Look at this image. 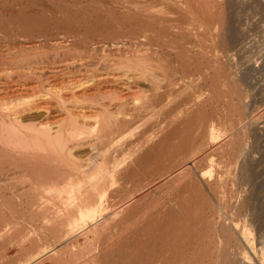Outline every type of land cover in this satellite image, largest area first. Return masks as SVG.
<instances>
[{"label":"bare ground","instance_id":"bare-ground-1","mask_svg":"<svg viewBox=\"0 0 264 264\" xmlns=\"http://www.w3.org/2000/svg\"><path fill=\"white\" fill-rule=\"evenodd\" d=\"M14 1L18 5H16L18 10L15 11L16 13L14 12L15 14L8 10L9 14L6 15V12H1L3 8L0 10V39L2 37L18 38L22 34L21 37L25 35L26 40H28L16 44L13 42L12 49L8 45L0 49V250L2 248L4 251L7 245L14 243L17 247L15 261H18V264H105L109 250L112 253L117 251L116 257L119 256L120 260L124 257V261L126 260L128 264H138L136 259L140 261V257L144 253L137 248L139 237L138 234L133 233V230L129 242L132 243V246L128 248V251L125 250V253L122 254L119 249H110V244L112 248L121 249L124 225L131 222L130 219H127L130 215L126 213L128 209H136L137 205L134 200L128 204L125 203L124 198L127 193L130 195L132 191L129 190L130 188L124 189L126 185L124 181L135 174L138 166L145 158L148 160L144 161H150L155 151L157 155L159 152L157 150L163 147L171 136L173 137L171 130L174 127L170 130L169 125L167 127L165 122L166 129L159 128L158 133L154 130L155 133L143 136L137 144L127 149L131 144L129 135L133 131H130L129 134L127 132L130 129L134 130L137 126L136 123L134 125L129 124L131 122L125 117L128 114L123 111L124 105L118 102L123 100L121 98L130 95L135 104L132 109L134 114L138 115L143 107L150 109L153 115L163 110L167 112L168 104L164 103L166 101H164L163 94H155L156 92L153 91L159 86L170 85L179 81L178 76H176L177 73L171 72L173 64L171 52H173L172 55L175 54L173 58H175L174 62L177 65H180V62L182 64L183 61H187L189 64L191 60L195 62L199 56L197 53L193 54V51L191 53L189 46L187 48L184 43H180L182 41L178 43L177 38H182L178 36L189 34L193 37L199 36L204 40V36L208 35L206 34L208 28L203 30L202 27L207 23L206 27L211 28L215 22V33L208 32L209 37H214V40L217 39L215 44L218 42L219 45V42H223L224 46H229L232 42L231 38L227 37L228 39H226V36H229L227 31L228 26H230L228 23L229 15L226 11L227 2L226 0H27L31 5L38 6L37 9L40 8L39 11L30 12L26 11L30 4L26 8L22 0ZM7 4L8 2H6ZM10 5L12 6L9 3L8 6ZM3 32H7V34L4 35ZM12 32L13 35L10 37ZM59 35H61V41L56 40L60 38ZM98 36L107 41H116L108 48V45H100L95 41ZM123 40L127 41L128 44L122 43ZM79 42L83 43V48L76 46V43ZM156 44V47L153 46ZM161 47L162 51L158 52L160 49H157ZM94 52L98 55L96 60L91 57V53ZM110 56L114 58H109ZM210 57L211 60L204 57L203 59L209 63L219 59L212 60V56ZM200 62L201 60L198 63ZM217 62L220 61L216 60ZM100 63L104 70L107 69L109 72L111 70L114 73L103 74V71L101 74H97L98 71L95 72L94 69V74L90 65L94 67ZM198 63L194 64L195 67L197 66L195 68L196 82L208 81L210 94L208 97L206 95V101L202 100L201 103L199 101V103L191 105L190 108L186 107L187 109L179 110L177 114L180 115V122L177 121L178 117L173 118L179 123L175 126V132L173 130L178 141L175 142L176 144L173 142L176 146L175 153L171 150L173 154H169L167 150L168 154L166 155L169 163L174 159L183 162L190 158L195 151V147L194 151L191 149L194 143L198 144L196 152L205 150L212 141L211 139L216 136L214 134V120H211L212 122L205 120L202 115L198 117L196 115L198 109L195 110V108L206 104L207 101L216 100L217 102L220 100L225 102L224 107L232 113L238 109L244 108L246 110L249 107L244 100L246 92L238 86L237 80L230 73L231 70L226 67V62L223 63L226 64V69L221 75L226 90L219 89V86L215 85V79L220 78L218 76L220 72H216L219 71L217 68H214L216 71L213 72L212 76L206 71V68L213 71L208 67L215 62L210 63L205 68L206 64L205 69L200 67L204 64L198 65ZM189 73L185 77H190ZM191 79L187 80L190 81ZM141 81L147 83L150 90V94L145 93L144 97L140 95L142 90L138 85ZM186 91L188 90L183 84L178 91L169 90L166 96L169 95L173 100H177ZM191 94L192 92L186 93V98L194 97ZM157 100V105L153 104ZM188 100L187 102H190ZM193 101L195 102V100ZM113 102L114 105L110 107ZM145 103L150 106L145 105ZM136 104L140 105L137 106ZM241 110L240 113H242ZM247 110L249 111V109ZM193 116L197 117L194 118ZM169 119L173 120L172 117ZM192 119H195L193 123ZM239 119L237 121L236 117L235 125L241 126L243 122L239 121L243 119ZM171 121L169 122L171 123ZM192 125L195 129L190 133ZM170 126L173 125L170 124ZM244 126L246 127V123ZM189 135L193 137V140L188 144L190 146L187 148V150L191 149L190 152L183 151L174 155L176 149L181 150L184 147V141ZM227 142L229 140L218 144L219 146L214 148L216 152L226 149L228 151ZM235 148H238L235 151L240 156L246 152L243 144H239ZM151 152L153 155L148 157ZM190 153L192 154L190 155ZM201 161L202 159H198L196 164H200ZM238 163L235 162V165H232V181L240 180L243 182L242 178H244L249 182L251 180V164L249 163L250 166L247 165L246 161ZM195 167L197 166H194V169L188 167L184 169L183 175L185 172L188 174L183 176L185 179L183 190L192 194L193 191H197V194L204 193V196L206 191L204 187L202 188V183L200 184L198 168ZM239 170L241 173L238 176ZM204 186L208 191L211 188L209 183ZM164 198L167 199V196ZM193 198H196L195 195L190 194L182 198H169L170 200L167 201H172V203L166 209L170 212L167 211V214L176 217L173 216L175 219L169 225L166 222L165 228L162 218L152 221L153 223L156 221V223L152 224L151 222L150 230L144 235L145 240L148 241H146L147 244L151 245L157 237L161 239L162 237H169L173 242L169 245L168 253H173V249L179 245L178 242L180 244L185 243L186 237H192L191 239L195 237L193 233L196 230L193 225L194 219H190L192 216L195 218L196 214L199 218L196 215L197 219H195L200 224L205 223L203 225L209 227L213 220L208 219L207 215L197 213V208L194 209L193 207L196 205L193 203L195 201ZM212 202L215 203L216 207L221 208L222 203L220 201L213 200ZM210 209H213V206ZM19 211L21 214L24 212V215L27 213L30 214L29 216L33 215L34 218L38 215L41 217V219L38 217L41 222H37L38 218L34 222L32 217L29 222L24 219L26 217L22 220L19 218L11 219L10 215ZM182 215H190V219H187L189 221L182 219ZM243 224L242 229L237 231L239 236L236 237V235L235 237L236 239L240 238L242 243L245 242L244 244L249 245L252 240L250 229H248L245 220ZM200 227L202 226L200 225ZM182 228H185L187 232ZM40 229L46 231L41 232ZM191 229L193 230L191 231ZM215 229L221 232L223 236L225 232H229L230 228L228 229L227 225L218 221ZM76 230L79 232L71 233ZM181 230L190 233L184 237L185 234L181 235ZM197 233L199 232L197 231ZM197 233L196 236L201 234L197 235ZM78 234L82 235V241L78 239ZM180 236L184 238V241L180 239ZM231 236H227L228 239ZM200 237L203 239L202 234L199 235ZM224 237L226 239V236ZM176 240H178L177 243ZM226 242L222 240L219 249L217 248L220 251V254H217L219 256L218 261L220 264H238L240 257L236 258V252L235 257L228 255L227 251L225 252V249L228 250ZM237 242L234 245H237ZM205 243L203 244L205 245ZM205 246L207 247V245ZM205 246L201 248L204 250V252L201 251L203 252L201 255L210 252ZM260 247L262 246L260 245ZM214 251H216L215 248L209 254L216 253ZM176 252L174 253L176 254ZM4 254L5 252H0V264H14L12 261L14 259L11 260V263L9 256ZM260 254L262 255V253ZM190 256L188 255V258L186 256L187 259H180L177 264H202L200 262L202 260H197L199 256L196 258ZM260 264H264L263 259H261Z\"/></svg>","mask_w":264,"mask_h":264},{"label":"rangeland","instance_id":"rangeland-1","mask_svg":"<svg viewBox=\"0 0 264 264\" xmlns=\"http://www.w3.org/2000/svg\"><path fill=\"white\" fill-rule=\"evenodd\" d=\"M0 1H2V0H0ZM229 1L230 0H228V1L226 0V2L228 4V5L226 4V7H227L226 11H227V13L229 15V19H230V20L228 19L229 20L228 23L230 24V26H228L229 29L227 31L228 32L227 34L229 36H226V39H228L227 37L231 38V42H232L231 44L233 46L230 44L231 46L225 45L226 46L225 47L223 42L222 43L219 42V45L217 44L218 43L217 42L216 43L217 45H216L214 42H216L217 39L214 40L215 39L214 37H209L210 35L208 32L215 33V22H213L214 25L212 23H210L211 26L213 25L211 28L209 26L206 27L207 23H205L204 27H202L203 30H205L204 28H208V31L206 32V34H208V35L204 36V40L201 39L199 36L193 37L189 34L187 36L185 34L187 39L185 36H178L179 38L182 37V38H180L182 40L177 38L176 41L179 40L178 43L180 41H182L180 43H184L185 46H187V48L189 46L190 52L191 51L194 52V53L193 52H191V53H193V54L197 53L199 56L196 54L198 56V60H196L195 62L192 60H191V62L189 61L190 64L193 63L192 65L187 63V61L186 62L183 61L184 62V63L182 62L183 65L181 64V62H180V65L179 64L177 65L176 62H174L175 58H173V57H175V54L172 55L173 52H171L172 61H171V59H170V61L173 63L171 72L172 73L175 72L174 74L177 73L176 76H178L179 81H177L173 84H170V85L165 84L164 86H159L160 88L157 87L153 91V92H156L155 94H163V98H165L164 101H166L164 103L168 104V111L167 112L163 110L162 112H158L155 115H153L150 112L151 110L147 109V107L145 106L146 108H144V107L141 108V111L139 113L140 115L134 114L132 109L135 107V104H134L133 99L130 95L121 98L123 100L121 102H118V103H121L122 105H124L123 111L127 112V114H128V115H125V117L127 118L128 121L131 122L129 124L134 125L136 123V126H137L134 130L130 129L129 132H127V134H129L130 131H133L129 135V137H130L129 142L131 144L127 147V149H130L132 146L137 144L139 142V140L142 139L143 136L148 135L150 133H152V134L155 132L158 133L160 131V129H166L165 128L166 125H167V127L169 125V129L170 128L173 129V127H174L173 130L175 132V129H176L175 126H177L178 122H176L174 119L178 117L177 121L180 122V120H179L180 115L177 114V112L181 109H187L186 107L190 108L191 105L193 106V104H196L197 102L199 103V101H200V103L202 100L206 101L208 95L210 94V91L208 90V88H209L208 84H210V83L208 81L204 82V83L203 82L197 83L198 81L196 82V79H197L196 75L197 74L195 73V68L197 66L195 67V65L199 62V60H201V62H200L201 64L198 63V65L204 64L203 66H200L201 68L202 67L204 68V66L206 64L207 65L205 66V68L210 63H213V62L216 63V60L221 62V63L217 62L216 63L217 65L214 63L212 65H215V66L210 65V67H208L210 69H213V71L207 70V68H206L207 73H209L211 76L214 74L213 72L216 71V70L214 71V68L215 69L217 68V70H219L216 72H220L219 75L217 73V75L220 77L219 79L218 78L217 79H218V82L219 81L220 82L218 83L217 79H215V81H216L215 85L217 84V86H219V89H222V88L225 89V87H226L224 85L223 79L221 78L223 71L226 69V67L228 68V70H231L230 73L232 74V77H234L237 80L236 83H238V86L240 88L244 89V92H246L245 93L246 98H244V100L249 105V107L247 108V109H249V111L247 109L245 110L243 108L242 110L238 109V111H236L235 113H232V112H230L229 109L225 108L224 107L225 102H221L222 100H220L218 102H217V100L216 101H207L206 104L204 103L201 106H199V108L198 107L195 108V110L198 109V111L196 112V115L198 117L202 115V117L205 118V120H210V121L214 120V122H213V124L215 123L214 134H216V136H214L211 139L212 141L210 142L208 147L205 148V150H199L198 152H196L198 150L196 147V146H198V144L194 143L196 145L193 144L191 149H192V151L195 150L194 151L195 154L191 151L193 154L190 153V155L192 154L190 156V158L187 157L188 159L184 160L183 162H179L178 160L175 161V159H174V161L170 162V163H172L171 164L172 166H171L166 154H168V152H169V154H173V152L175 153V151H174L176 148L175 142H177L178 140L176 138L177 136L174 135L175 133L173 132V130L170 129L172 131L171 133H172L173 137L171 136L168 139V141L165 142L163 147H160V149L157 150V151H159L157 153V155H156V151H155L154 155H153V152H151L150 153L151 155H148V157L153 155L151 157L150 161H144L146 159L148 160V158H145L143 160L144 162L142 161L141 165L138 166V170H136L135 174L132 175L131 178H128L126 181H124L126 184L124 186V189L126 190V189L130 188L129 190L132 191V193H130V195H129V193H127L126 197L124 198L126 200L125 203L128 204L129 202H131V200H134V203H136L137 205L135 204L136 209L131 208L134 211H132L131 209L130 210L128 209V211L126 213L127 215H130L127 219H130L131 222L129 223L126 219V221L129 224L126 222L127 224L125 223L126 225H124V228H123L124 229L123 230V241H121V249L117 248V247L112 248L111 244H110V249H113V250L119 249V251H122V254L125 253L124 252L125 250L128 251V248L129 247L131 248V246H132V243L130 244L129 242L131 241L130 236L133 235V234H131L132 230H133V233L138 234V237H139V239H137L138 240L137 241V244H138L137 248H139V250H141L142 253H144L143 256L140 257V259H141L140 261L138 259H136V261L139 262L138 264H140L141 261H142L141 264L142 263L143 264H161L163 262L165 264H174V263L177 264V261L179 262L180 259L181 260L187 259L188 255H191L190 257L193 256L192 258H196L198 256H199V258L202 257V259L197 258V260H199V261L202 260V261H200L202 264H220V262L218 261L219 256H217V254L218 255L220 254L218 247L220 245V242H222V240L225 242L227 240L226 247L228 248V250L225 249V252L227 251L226 253L227 254L229 253L228 255H230V256L234 255V257L237 255L236 258L240 257V258H238L239 259L238 264H242V263L243 264H249V263L250 264H260L261 259H263V261H264V256H263L264 255L263 254L264 253V56H263L264 55V0H234V1L232 0L230 2ZM6 2H8V4L9 3L12 4V6L10 5L11 6L10 7V6H8V4L6 5ZM22 3H24L23 5H24V7L26 6V8H27V5L30 4L29 7L27 8L28 10H26V8H25L26 11L34 12V10L39 11V9H40V8L37 9L38 6L36 7L34 4L33 5L35 7L33 5H31V3L27 2V0H22ZM16 5L17 4L14 0H8L5 2L2 1V2H0V6H1L0 10L3 8L1 10V12H4V13L6 12L5 13L6 15L9 14V12H11V13L13 12V14H15L16 13L15 11L18 10L17 9L18 5L17 6ZM230 9H231V11H230ZM8 10H10V11L8 12ZM232 15H233V17H232ZM187 25H190V24H187ZM230 27H232V28H230ZM209 29H211V30H209ZM213 29H214V31H213ZM3 34L5 35V34H7V32H3ZM12 35H13V32L10 33V37ZM21 35L22 34H20L18 38H16V37L12 38L11 37L10 39L8 37L7 38L2 37V39H0V49H3V47L5 45H8V47H10V49H12V46L14 44L13 42H15V44L20 43V42L21 43L26 42L28 39L26 40L25 35H23L22 37H21ZM59 37L60 38L56 39V40L61 41V35H59ZM99 37L100 36L96 37L95 41H97V43L100 45L101 44H104L105 46L108 45L107 46L108 48L113 42L116 41V40H113V42H112V40L107 41V40H104L102 37H100V38ZM171 37L174 38V36H171ZM192 37H193V39H192ZM197 37H199V38L196 39ZM198 40H200L199 41L200 44L198 43ZM201 40H203V41L201 42ZM51 41H53V39H51ZM122 43L128 44V42L125 40H123ZM213 43L215 44V46ZM199 45H201V46H199ZM76 46L77 47L81 46L83 48V43H81V42L76 43ZM153 46L156 47L157 44L153 45ZM205 47H206V49H205ZM230 47H232L233 49H231ZM207 49H209V50H207ZM157 50H159L158 52H161L162 47L158 48ZM200 56H201V58H200ZM202 56L204 58H206L207 60H211L210 56H212V58H213L212 60H214L215 58H219V59H216L213 62L211 61L209 63V61H207L206 59H203ZM91 57L93 60L94 59L96 60V58H98V55L94 52V53H91ZM111 57L114 58L113 56H110L109 58H111ZM257 57H258V59H256ZM225 62L227 64V65L225 64L226 67L223 64ZM218 64H221V65L218 66ZM99 65H101V66H99ZM174 65H176L175 66L176 69H175ZM184 66H185V68H184ZM90 67H92V72L94 71V69L96 70L95 72L98 71L97 74L98 73L101 74V72H103V71H104L103 74L114 73V71H111V70H110V72H109V70L107 71V69L104 70V67L101 63L94 66L96 68H94L91 65H90ZM90 67H87V68L90 69ZM185 69H186L187 73L185 72ZM181 70H182V72L184 71L183 75H182ZM189 72H191V73H189ZM192 72H193L195 78H194ZM188 73H189L190 77L186 76V77H188V78H186L185 75L186 74L188 75ZM187 79L188 80L191 79V80L188 81ZM192 82H193V84H192ZM182 83L184 84V86L186 87V89L189 92L186 91L184 94H181V96H179L177 98V100L175 99L176 101L173 100L171 97H169V95L166 96V94L169 90L178 91L181 88V86L183 85ZM138 85H139V88L142 90L140 92V95H142V97H144L146 95L145 93L150 94V92H149L150 90H149L147 83H144L143 81H141V83H139ZM164 89H166V90H164ZM191 92L194 95V97L190 96L188 98L189 99L188 100L186 98L187 97L186 93H191ZM206 95H207V97H206ZM155 98H156V96H155ZM192 98H193V100H195V102L192 100ZM187 100L190 102H187ZM147 102L149 103V101H147ZM118 103H117V105H118ZM157 103H158V100L156 103L154 102L153 104L157 105ZM113 105H114V102L111 104L110 107H112ZM136 105L138 106L140 104H136ZM145 105L150 106L146 103H145ZM112 109H115V108H112ZM148 110H149V112H147ZM240 110L242 111V113H240ZM197 116H193V117L195 118ZM240 116L246 122L241 120ZM171 117H172V119L174 118L172 120L173 124H172V121L169 119ZM202 117H200V118L203 119ZM236 117H237V121L240 118L239 120H241V121H239V122H241V123L243 122L241 124V126L239 124H236L237 126L235 125ZM244 117H245V119H244ZM200 118H197V119H200ZM193 120H195V119H192V123H193ZM169 121H171V123ZM210 121H208V122H210ZM165 122H166V125H165ZM168 122L173 126H170V124ZM244 122L246 123V127L244 126V124H245ZM242 125L244 126V128ZM156 129H157V131H156ZM194 129H195V127L192 125L190 127V133ZM154 130H155V132H154ZM170 139H171V141H170ZM191 140H193L192 135L187 136V138L184 141V147L181 148V150L176 149L178 152L176 151V154H174V155H177V153H182L183 151H186V152L188 151V153H189L191 149L187 150V148L190 146L188 144ZM228 140H229V142H227L228 143V147H227L228 151L226 149L225 151H218L217 150V152H216V150L214 148L217 147L218 144L220 145L224 141H228ZM244 142H245V144H244ZM239 144H243V146L245 147L244 150L246 149L245 150L246 152L243 153L244 155L241 154L242 157L240 156V154H238V152H236L238 148H235ZM194 147H195V149H194ZM167 150H168V152H167ZM171 150L173 151L172 153H171ZM247 150H248V152H247ZM164 151H166V152H164ZM183 154L185 155V153H183ZM157 156H158V158H157ZM163 157L165 160L163 159ZM198 159H202L200 164L199 163L196 164ZM230 161H232V162H230ZM243 161H246V163H248L247 165H249V163L251 164V166L249 165L250 170H251V172H250L251 180L249 182H247L246 179L242 178V180H244L243 182H241L240 180L237 181L238 183L234 182V181H232V177H231L232 165H235V162L241 163ZM230 163H234V164H230ZM229 165H231V166H229ZM168 166H171V167H168ZM194 166H197L195 168H198V170H197L198 171V179L200 181V184L202 183V185H201L202 188L204 187V190L206 191V192L204 191L206 193L205 195L208 196L209 198H207L205 195H204L205 196L204 197L203 196L204 193L203 194L202 193L197 194V191L196 192L193 191V194H192L191 192L189 193V192H186L183 190V187H184L183 182H185L184 177L188 174L187 172H185L184 175L186 173L187 174L185 176L183 175L184 169H186L187 167L190 169L191 168L194 169ZM165 168H166V170H165ZM227 169H228V171H227ZM240 173H241V171L239 170L238 176L240 175ZM245 181H246V183H245ZM206 182L210 184L211 188L209 191L205 189L204 185L207 184ZM237 188H238V190H237ZM133 190H134V192H133ZM188 194L193 195V196L195 195V197H196L195 199L193 198L195 201L193 199L192 200L194 201L193 203L196 204L195 205L196 207L195 206H193V207H194V209L197 208V213L198 214L200 213L201 215H207L209 217L208 218L206 216L208 219L213 220V221H211L212 222V224L210 225L211 227L210 226L206 227L205 225H203L205 223L200 224L199 221L196 220L197 217L199 218V216L197 214H196L197 217L195 215L196 219L192 215H191L192 216L191 219H190V215L189 216L182 215L183 218L182 217L181 218L184 220L185 219L186 220L187 219H190V220L194 219L193 220L194 222L193 221L192 222L194 225V229H196V230H195V232L193 231V233L195 234V237H193V239H195L197 237L195 239L196 241L191 239L192 237L191 238L186 237V239H189V240H187L188 243H190V242L191 243L188 244L186 239H185V243H186L185 244L183 242L184 238H182V236H180V239L183 240L182 242L184 244L183 243L180 244V242H178V240L175 241L176 243L177 242L179 243L177 248H175L176 247L175 246L174 247L175 249H173L174 252L177 251L176 254L174 252L168 253L169 252V245L173 242V241L171 242V239L169 237L168 238L162 237V239L157 237L158 239L155 238L151 245L147 244L148 241L145 240L144 235L146 234L147 231L150 230V223L152 221H154V220L157 221V220L162 218L163 222L165 223V224H163V227L165 228L166 225L167 224L169 225L170 222H172L176 217L175 215H173V216H175V217H173L172 215L167 214L168 210H166V209H168V206H171V203H172V201H167V200H170L169 198H174V197L182 198ZM166 196H167V199L164 198ZM208 200H210V201L208 202ZM213 200H215L216 202L220 201L222 203L221 204L222 209L216 207L215 203L212 202ZM167 202H169L170 205H169V203L167 204ZM246 204H247V206H246ZM209 205H212L213 209H210V208H212V206H209ZM165 206H167V207H165ZM163 207H165V208H163ZM18 213H14V215L11 214L10 215L11 219L12 218L13 219L19 218L22 220L24 217H26L24 219L29 222V221H31L30 220L31 217H32V219L34 218L33 215L29 216L30 214H28V213L27 214L25 213L26 215H24V212H22L23 216H22L21 212L19 213V215H18ZM168 213H170V212L168 211ZM38 217L41 219V217L37 215V216H35L33 221L36 222L35 220ZM28 218H29V220H28ZM131 218H132V220H131ZM38 219H37V222L38 221L41 222L40 219L39 220ZM244 220L246 221V225H247L248 229H250L249 232H250V236L252 238L249 245L244 244L245 242L242 243L243 241H241L240 238L236 239V237L239 236L238 235L239 232L237 234V231H240L242 229V227L244 225L243 224ZM133 221H134V223H133ZM156 221L154 223H156ZM168 221H169V223H168ZM187 221H189V220H187ZM218 221L227 225L228 229L230 228L229 232H225L224 234L222 232L223 236L221 235V232H218V230L215 229V225ZM136 222H137V224H135ZM166 222H167V224H166ZM154 223L152 222V224H154ZM152 224H151V226H153ZM134 225H135V227L133 228ZM137 225H138V227H137ZM193 225H192V227H193ZM200 225L202 227H200ZM230 226H233L234 228L230 227ZM197 228H198V230H197ZM137 229H138V231H137ZM182 229H185V228H182ZM228 229H227V231H228ZM192 230L193 229H191V231ZM39 231L45 232L46 230L40 229ZM77 231L78 230L72 231L71 233L74 234V233H77ZM197 231L202 234L203 239H201L202 237L199 238V235H201V234L197 233ZM203 231H205V232H203ZM180 232H181V235L185 234V235H183L184 237L186 235H188V233H190V232L185 233V232H187L186 229H185V232H184V230H181ZM231 232H232L233 236H231L232 235ZM196 233H197V235L198 234L199 235L196 236ZM77 236H79L78 239L79 240L81 239L80 241H82V235L78 234ZM219 236H221V237H219ZM224 236H226V239ZM227 236H229V237L231 236V238L228 239ZM124 237H125V240H124ZM129 237H130V239H129ZM190 239H191V241H190ZM233 239H236L235 241L236 242L238 241L237 245L239 244L240 246L238 245V247H237V245H234V243H236V242ZM128 243L130 244V246ZM203 243H205V245H207V247ZM159 244H160V246H159ZM187 244H188V246H185ZM203 245L207 248V251L210 250V252H212L213 249L215 248L216 251H214V252H216V253H212V255H211V254H209L210 252L208 254L206 252L205 255H201L204 252V250L201 249V248H204ZM260 245L263 248L260 247ZM15 246L16 245L14 243H10L9 245H7V247H5L6 249H4V251L1 248L0 252L1 251H2V253L5 252L6 256H9L10 261L12 259H14V260H12V261H14L13 263L18 264L19 262L15 261L16 260V256H15L16 254L15 253L17 252L16 251L17 247H15ZM52 246H53V248L55 247L54 244ZM201 251H203V252H201ZM163 252H165V253H163ZM235 252H236V255H235ZM111 253H112V251L109 250L108 255L106 257L109 262L106 260L105 264H128V262L126 260L124 261L125 258L123 257L122 254H120V256L122 255L121 257H123L124 259L121 258V260H120L119 256L116 257L117 251H115V253H114V251L112 254ZM260 253H262V255ZM169 254H172L173 256L169 255ZM111 256H113V257L110 258ZM186 256H187V258H185ZM151 260H152V262H151ZM251 260H253V261L251 262ZM12 261H11V263H12ZM203 261H204V263H203ZM23 264H26V263H23ZM223 264H225V263H223Z\"/></svg>","mask_w":264,"mask_h":264}]
</instances>
